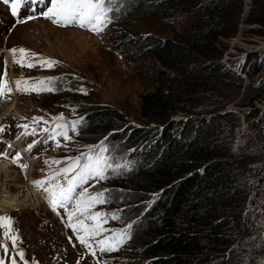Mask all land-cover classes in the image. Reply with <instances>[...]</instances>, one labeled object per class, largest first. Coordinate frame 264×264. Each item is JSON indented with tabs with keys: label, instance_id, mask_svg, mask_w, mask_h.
I'll return each mask as SVG.
<instances>
[{
	"label": "trees",
	"instance_id": "16d2710c",
	"mask_svg": "<svg viewBox=\"0 0 264 264\" xmlns=\"http://www.w3.org/2000/svg\"><path fill=\"white\" fill-rule=\"evenodd\" d=\"M253 3L254 21L264 27V0ZM240 5L233 0H118L113 11L160 20L185 11L194 19L186 34L174 39L140 34L126 40L136 58L152 56L173 71L142 94L137 123L103 105L88 109L78 130L83 141H104L105 155L115 165H128L110 171L107 180L95 184L98 189L90 190H110V202L90 211L119 210V219L104 227L131 225L125 244L146 256L143 264H257L252 260L259 252L244 250L251 245L256 218L247 204L252 193L264 198V170L247 167L257 154L246 132L234 133V111H225L240 85L231 82L232 72L218 60L223 51L216 47L219 38L234 34ZM250 68L264 70V50L246 73ZM255 88L264 94V81ZM246 106V129L264 139V109ZM108 205L114 209L107 211Z\"/></svg>",
	"mask_w": 264,
	"mask_h": 264
},
{
	"label": "rangeland",
	"instance_id": "374dc122",
	"mask_svg": "<svg viewBox=\"0 0 264 264\" xmlns=\"http://www.w3.org/2000/svg\"><path fill=\"white\" fill-rule=\"evenodd\" d=\"M233 1L235 5L241 4L238 8L236 30L230 37L219 38L220 44L216 47L223 51L218 60L232 72L229 75L233 79L231 82L240 85L237 95L226 104L225 111L235 113L237 125L234 133L244 131L249 135V143L257 154L249 162L251 163L264 157V139L260 134L246 129L243 111L248 108V103L264 109V94L260 96L255 88L256 83L264 81V70L256 72L250 68L247 73L246 70L264 50V27L254 21L257 11L253 3L255 0ZM117 3L118 0H113V11ZM47 4L48 0H25L19 9V15L14 17L10 12V4L0 0V76L4 75L7 60V79L14 89L10 99H0V125L5 126L4 131L0 132V153H7V156L0 155V199L6 195L10 198L15 196L21 201L14 209L0 210V215L13 218V227L20 237L18 250L24 251V259L28 264H32L33 260L38 264H143L146 256L139 250H129L130 243L124 244L117 251L97 252L96 257L88 254L79 244L72 229L67 227L68 217L65 210L53 211L43 191L31 183L33 180L44 179L45 174H51L45 160L75 157L81 152H88V146L97 145V142L83 141L78 134L70 132L71 141L67 142V146L58 148L54 141L47 139V133L38 131L35 136H23V129L17 125L31 124L33 117H44L50 123L36 125L39 130L41 127L51 126L52 117L63 114L64 122H71L80 119L88 109L103 105L119 109L126 122L137 123L142 94L152 91L173 71L162 66L152 56L136 58L133 48L126 40L140 34L152 35L161 40L174 39L186 34L194 19L185 11L165 20L142 18L132 14L119 16L112 11V23L102 33L94 34L78 26L60 27L40 17V12ZM28 15L38 18L27 23H17ZM13 47L26 48L30 53L59 63L52 69L39 66L21 67L12 63V54L8 50ZM47 77L57 78L56 87L59 90L40 94L15 91L16 79L31 78L35 81ZM80 88L85 89L87 95L76 90ZM38 137L40 140L27 152L29 155L22 156L23 159L19 162L29 165L26 171H22L17 163H13L11 157L19 152L17 147L27 149L28 144L36 141ZM18 139L21 142L14 145L13 142ZM59 139L61 145H64L63 139ZM8 145L12 147L9 148ZM26 149L23 150L26 152ZM111 162L115 166L113 158ZM63 166L64 164L59 165ZM99 184L90 190L98 189ZM28 187L29 192L33 193L32 196L27 191ZM259 196L260 194L253 197V205L249 204L251 194L249 196L247 207L253 208L256 215L253 233L249 236L254 248L245 245L244 250L253 255L254 251H258V255L251 260L253 263L264 264V198ZM105 209L110 211L114 206L108 205ZM119 223L113 222L112 225ZM8 246V256L0 250V258L11 264L9 257L15 253L10 241ZM16 260L18 264H23L19 256Z\"/></svg>",
	"mask_w": 264,
	"mask_h": 264
},
{
	"label": "snow or ice",
	"instance_id": "6c2138e0",
	"mask_svg": "<svg viewBox=\"0 0 264 264\" xmlns=\"http://www.w3.org/2000/svg\"><path fill=\"white\" fill-rule=\"evenodd\" d=\"M3 2L10 4V12L16 17L19 15V9L25 0H3ZM112 4L113 0H48L46 8L39 15L60 27L78 26L94 34H100L112 23L113 17L110 15L113 11ZM36 18L38 17L28 15L19 19L17 23H27ZM8 51L12 54V63L21 67L39 66L52 69L59 63V61L51 58H42L36 53H30L28 49L23 47H13ZM7 67L8 61L5 60V72L3 76H0V99H10L14 91L10 86L11 82L7 79ZM56 81V77L41 78L35 81L31 78H19L14 81L15 91L24 94L55 92L59 90L56 87ZM76 90L87 95V91L83 88ZM73 111H75L74 108ZM82 120L83 118L64 122L63 114H60L52 117L49 127H41L39 130L35 127L50 123L44 117H33L31 124H18L17 127L23 129L21 133L23 136H35L38 131L47 133V139L54 141L56 147L59 148L67 146V142L71 141L70 132L78 134ZM4 128L5 126L0 125V132H3ZM59 138L63 139L64 145H61ZM36 143L34 141L28 144L26 150L31 151ZM8 147L12 146L8 145ZM88 148V152H81L75 157H65L63 160H45L44 163L51 169V174H45L44 179L33 180L31 183L43 191L45 199L53 211L65 210L68 217L67 227L72 229L79 244L87 250L88 254L96 257L97 252L105 253L119 250L131 238V225L119 230L104 227L110 220L119 219V210L111 214L103 210L90 211L98 205L110 202L109 189L90 192V188L95 187V184L100 181L107 180L110 171L117 172L121 168H127L128 165L114 166L111 158L105 155L108 149L104 141L98 145L88 146ZM0 155L7 156V153H0ZM11 159L13 163L18 164L22 171L28 169L27 163H19L23 159L19 152ZM61 164L64 166L59 167ZM53 165L57 167L53 168ZM13 225L12 217L0 215V250L5 256H8V242L10 241L12 251L15 253L9 257L11 264H18L17 256L23 264H28L24 259V251L18 250L20 237ZM105 233L109 234L105 235ZM0 264H7V262L0 258ZM32 264H38V262L33 260Z\"/></svg>",
	"mask_w": 264,
	"mask_h": 264
},
{
	"label": "bare ground",
	"instance_id": "6f19581e",
	"mask_svg": "<svg viewBox=\"0 0 264 264\" xmlns=\"http://www.w3.org/2000/svg\"><path fill=\"white\" fill-rule=\"evenodd\" d=\"M7 109V108H6ZM21 142V140L20 139H18L16 142H13V144L14 145H17V144H19ZM23 149H26V148H22V147H17V150H19V152H20V154L23 156V157H25V156H27V155H29V153H27V152H29V151H26L25 152V150H23ZM25 154V155H24ZM29 162V161H28ZM29 164H30V162H29ZM1 167H3L4 168V165H1ZM2 168V169H3ZM30 187V186H29ZM27 188L28 190V192H29V190H30V188ZM29 193H31V196L33 195V193L32 192H29ZM28 194V193H27ZM31 196H30V198H31ZM250 196V195H249ZM1 197V196H0ZM28 197H29V194H28ZM19 203H21V201L17 198V197H12V198H10V197H7L6 195L5 196H3V199H0V210H5V211H7V210H11V209H14V208H16V204H19Z\"/></svg>",
	"mask_w": 264,
	"mask_h": 264
},
{
	"label": "built area",
	"instance_id": "2783aa9c",
	"mask_svg": "<svg viewBox=\"0 0 264 264\" xmlns=\"http://www.w3.org/2000/svg\"><path fill=\"white\" fill-rule=\"evenodd\" d=\"M247 167L249 169H257V170H264V157H261L260 159L254 161V162H251L247 165ZM255 195L252 193L251 194V201L249 202L250 205H253L252 204V201H253V197ZM256 197V196H255Z\"/></svg>",
	"mask_w": 264,
	"mask_h": 264
}]
</instances>
